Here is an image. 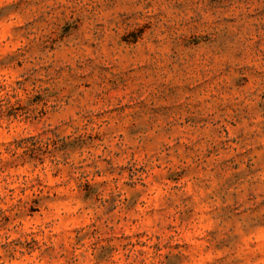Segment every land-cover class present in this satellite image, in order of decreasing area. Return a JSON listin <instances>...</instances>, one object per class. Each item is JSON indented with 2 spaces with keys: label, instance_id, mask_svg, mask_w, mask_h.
<instances>
[{
  "label": "clouds",
  "instance_id": "1",
  "mask_svg": "<svg viewBox=\"0 0 264 264\" xmlns=\"http://www.w3.org/2000/svg\"><path fill=\"white\" fill-rule=\"evenodd\" d=\"M0 264H264V0H0Z\"/></svg>",
  "mask_w": 264,
  "mask_h": 264
}]
</instances>
